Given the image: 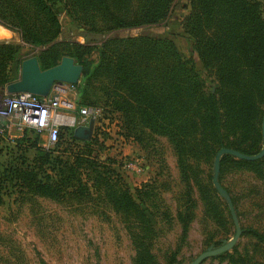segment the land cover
I'll return each mask as SVG.
<instances>
[{
	"label": "trees",
	"instance_id": "trees-1",
	"mask_svg": "<svg viewBox=\"0 0 264 264\" xmlns=\"http://www.w3.org/2000/svg\"><path fill=\"white\" fill-rule=\"evenodd\" d=\"M175 3L0 0L3 21L33 45L49 43L37 57L41 68L62 55L82 64L76 111L84 105L98 108L97 122L106 118L108 125L115 123L123 141L136 143L148 154L158 153V141L165 137L181 184L170 211L157 196L155 177L129 188L114 159L103 155L108 133L100 125L95 123L88 139L75 136L73 126L60 125L48 147L38 135H24L10 148L9 159L0 162V205L5 194L16 193L13 200L19 205L39 195L76 210L89 208L101 217L112 209L133 242V264H178L177 249L161 262L152 250L153 239L160 223L175 222L180 245L196 210L204 228L208 220L216 225L202 238L203 249L224 242L214 237L216 231L224 238L235 232L227 200L212 182L213 159L223 146L253 154L262 145L264 5L262 0H185L167 33L115 32L169 19ZM61 12L68 17V31L84 42L55 41L62 32ZM17 48L0 41V87L16 78ZM93 51L95 59L89 57ZM159 164L164 166L161 160ZM218 180L230 194L236 215L253 218L240 224L242 240L198 264H264V154L246 159L223 153ZM37 258L40 264H50Z\"/></svg>",
	"mask_w": 264,
	"mask_h": 264
},
{
	"label": "rangeland",
	"instance_id": "rangeland-1",
	"mask_svg": "<svg viewBox=\"0 0 264 264\" xmlns=\"http://www.w3.org/2000/svg\"><path fill=\"white\" fill-rule=\"evenodd\" d=\"M262 2L264 5V0ZM183 4L185 0H176V12L174 11L169 19L155 24L119 28L115 32L120 35L137 34L144 30L167 33L169 29L172 30V19H176V15L184 10ZM60 20L62 32L55 41L84 42L82 36L68 31L69 20L63 12L60 13ZM0 29L6 32V35L0 32V41L17 46L20 52V60L14 69V74L18 78L21 60L30 55L40 57L49 43L33 45L25 40L19 29L10 26L1 18ZM96 43L98 42L91 44ZM89 57L95 59L96 52L90 53ZM8 69H11V65ZM5 84L0 87V162H6L9 159L10 151L16 148L18 139L24 135H38L42 145L49 146L44 145L46 130L34 131L27 126L21 127L18 124V118L8 110ZM52 90L60 92V102L56 110L67 115V118L61 119L60 128L80 123L79 119L77 120L78 111H76V83L55 82ZM98 113L99 109L95 115ZM95 123L100 125L102 131L108 133L105 139L107 148L103 150V155L107 154L114 159L112 164L121 172L129 188L134 190L143 182L155 177L159 186L157 196L159 195L163 203H166L172 211L174 204L178 202L177 193L181 184L178 180L175 154L165 137H160L158 141V147H160L158 153L148 154L136 143L123 141V138L116 133L115 123L108 125L106 118L99 122L95 119L94 125ZM160 160L164 163L162 167L159 164ZM161 179L169 181L160 184ZM14 195L16 193L5 194V203L0 205V264H40L37 255L42 256L50 264H133V242L127 228L112 209L107 208V217H101L100 214L90 212L89 208L83 211L76 210L39 195L23 200L24 202L19 205L14 202ZM234 210L236 213V209ZM236 217L239 225H243L244 221L250 220L253 215L246 214L242 217L243 219H240L237 214ZM208 221L204 228L203 222L199 219V211L196 210V215L188 228L187 237L180 245L177 244L178 224L160 223L161 228L153 239L152 250L161 262H167L166 255L177 249L175 260L179 261L178 264H188L201 251L210 246L219 245L210 244L205 249L201 247L202 238L208 233L207 231L216 228L212 220ZM262 222L264 223V218ZM225 236L226 238L216 231L214 237H223L222 241L228 240L233 236V232H228ZM243 238V235H240L236 242ZM17 248L22 253H19Z\"/></svg>",
	"mask_w": 264,
	"mask_h": 264
},
{
	"label": "water",
	"instance_id": "water-1",
	"mask_svg": "<svg viewBox=\"0 0 264 264\" xmlns=\"http://www.w3.org/2000/svg\"><path fill=\"white\" fill-rule=\"evenodd\" d=\"M82 71V64L76 62L70 55H62L60 60L48 67L41 68L37 56L30 55L21 60L19 77L6 83L5 89L7 92H22L29 91L40 95H47L55 82L76 83L79 80ZM95 116L91 115L86 123H78L73 126V134L79 138L88 139L92 136L94 128ZM262 145L258 152L253 154H245L234 148L220 147L213 159L214 170L212 182L218 192L227 200L232 219L235 224V232L228 240L215 247L198 253L188 264H198L205 257L224 249L232 247L241 233V227L236 217L234 206L228 191L220 184L218 180L219 159L225 152H229L238 157L246 159H254L264 154V114L261 120Z\"/></svg>",
	"mask_w": 264,
	"mask_h": 264
},
{
	"label": "built area",
	"instance_id": "built-area-1",
	"mask_svg": "<svg viewBox=\"0 0 264 264\" xmlns=\"http://www.w3.org/2000/svg\"><path fill=\"white\" fill-rule=\"evenodd\" d=\"M59 93L53 92L52 88L47 95L29 91L7 92L8 110L18 118L21 127H32L38 131L46 130L44 145H49L57 139L59 125L62 124L61 119L67 118L66 114L56 110L60 102ZM97 111L98 109L92 106H81L78 111V122L84 123Z\"/></svg>",
	"mask_w": 264,
	"mask_h": 264
},
{
	"label": "bare ground",
	"instance_id": "bare-ground-1",
	"mask_svg": "<svg viewBox=\"0 0 264 264\" xmlns=\"http://www.w3.org/2000/svg\"><path fill=\"white\" fill-rule=\"evenodd\" d=\"M0 32L3 33V35H6V32H2V29H0Z\"/></svg>",
	"mask_w": 264,
	"mask_h": 264
},
{
	"label": "crops",
	"instance_id": "crops-1",
	"mask_svg": "<svg viewBox=\"0 0 264 264\" xmlns=\"http://www.w3.org/2000/svg\"><path fill=\"white\" fill-rule=\"evenodd\" d=\"M89 117H90V116H89ZM89 117H88V118H89ZM87 120H88V119H87ZM86 122H87V121H86ZM86 122H85V123H86ZM77 124H78V123H77Z\"/></svg>",
	"mask_w": 264,
	"mask_h": 264
}]
</instances>
